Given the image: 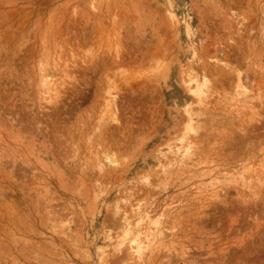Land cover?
<instances>
[{"label": "rangeland", "instance_id": "1", "mask_svg": "<svg viewBox=\"0 0 264 264\" xmlns=\"http://www.w3.org/2000/svg\"><path fill=\"white\" fill-rule=\"evenodd\" d=\"M202 70L227 100L238 74L250 92L205 112L185 91ZM111 83L120 123L100 138ZM189 146L181 178L152 186ZM108 153L120 166L103 176ZM223 155L264 168V0H0V264H264V185L212 200L200 177L198 158Z\"/></svg>", "mask_w": 264, "mask_h": 264}, {"label": "bare ground", "instance_id": "2", "mask_svg": "<svg viewBox=\"0 0 264 264\" xmlns=\"http://www.w3.org/2000/svg\"><path fill=\"white\" fill-rule=\"evenodd\" d=\"M39 76H41V75H39ZM40 78H41L40 83L42 84V88H44L45 91H46V93H45L46 98H43L44 99V102L46 104H48L49 106H51L50 104H52V106H53V104L55 103L56 100L59 101L58 98L60 97L59 95H60L61 92H59V89L57 87H54L53 84H51V82H49L46 78H44V77H40ZM221 82H222V80L219 77H217L214 73H210V72H207V71L202 70L201 71V74L198 73V75H196L193 78H191L189 80V82H188V85L185 86V91L187 93L186 99H188V100H190L192 102L194 101L197 104V106L200 107V108H202L201 110H203L205 112H206V110H209V111L210 110H214L216 112V111L223 110V108L225 107V105L227 103L235 102L236 99L237 98H240V97H246L247 94H249V92H250L245 87V84L243 82V79L238 74L236 76V81H235L234 88H233V96L231 97L230 100H227L225 98V96H227V95L225 93H222L220 91ZM115 86H116V84H115ZM115 86L112 83L109 84V85L107 84V88L105 89V93H104L105 95L103 96V99H102V105H101L100 113H99V116L97 117V119H98L97 122H96L97 124L95 125L96 126V130L94 132L95 133L94 136L98 135L101 138V136H104V134H105V131H106L105 128H106V125L107 124L109 125L110 123H112V125H113V123H114V124H117L118 125L120 123L119 122V119H118L119 116H117V109H116V101H117V95L119 93V90ZM62 97H63V95H62ZM55 104H57V103H55ZM55 104H54V106H55ZM260 104H262V103H260ZM188 105H189V103H188ZM188 105H187V102H186L185 107H184L185 108V113H186V118L185 119H186L187 125L190 126V123H191V120H192L191 118H192V114L193 113H192L191 108ZM187 108H189V109H187ZM250 110L252 111V110H254V108L251 107ZM254 112L255 111H253V113ZM253 117H257V116H255V114H254ZM117 129L119 130L118 127H117ZM124 129H125V127H124ZM124 129H122V130L124 131ZM107 133H109V132H107ZM239 133H240V131H239ZM122 134H124V133H122ZM193 134L194 133H192V131H191L188 134V136L186 137V142L189 143L190 145L192 144V142L194 140ZM186 135L187 134H185L184 136H186ZM95 138L97 139V137H95ZM118 143H120V142H118ZM166 145H167V143H166ZM184 148L185 149L182 148L183 150H180L179 149V150L173 151L171 157H167L166 160L162 162V164L160 165V167H157L156 168L157 169V172H155V169H154L153 171L156 173V174H154V177L156 178V180L154 182V179H155L154 178L153 181L150 182L149 180H151L153 177L151 175H149L152 178L150 177L151 179L149 178L147 180L148 183L149 184H151V183L153 184V182H154L155 184L152 185V186H155V187L159 188L158 190H160V188L161 189H165L167 186H169L168 184L169 183L171 184V182H173L172 181V178H173V180H174V178H175V180H176V178L178 180V177L180 175L182 176L183 174L178 171V167L177 166L180 163L179 165H182V167H184L183 165L188 160V156H184V155H190V152H187V150L189 151V148H191V146L187 147L188 149L186 147H184ZM229 148L230 147H228V149ZM216 149H217V147H216ZM234 151H235V149H234ZM211 152H212V150H211ZM181 153H183V154L181 155ZM219 153H220L219 156H221V153H222L221 150H220ZM111 155L110 154L108 156L107 155H104L103 157H105V158H102V160L100 158V162H101L100 165H99V163L98 164H94V165H99L98 166V169L99 170H97L98 171V174H100V173L103 174L106 171L107 168L108 169L111 168L112 170L115 171V169H117L120 166L119 161L117 162L118 159L116 160L114 158L115 155L114 154H113L114 156H111ZM247 157L246 158H243L242 156L236 157L235 155H232V157H230V155L227 156V157H225L223 155V157H220V158L219 157H216V158H211V159H207V160H205V158L204 159L200 158V160H199V158H198L197 166L199 168L200 167H203L202 170H201L203 172L201 173L202 175H200V177H202V178H205V177H208V178L213 177L212 180L207 181V186L210 187L209 190L212 189V191H215V192H212L211 193L209 199H212V200L215 199V200H217L216 198L219 197L218 196V190H219V188H218L219 186L218 185L219 184H224L225 185V183H230V184L232 183V184H235V185H243L248 190H252L253 188L254 189L256 188L258 190L259 188H261L264 185V179L261 176V175L264 174V168H263V166L262 167L259 166L260 167V170L259 171H255V170L251 169L250 168V159H249V157L248 158ZM98 161H99V159L97 160V162ZM196 162H197V160H196ZM95 163H96V161H95ZM194 163H195V161H194ZM261 165H262V162H261ZM187 167H189V166H187ZM195 168H197V167H195ZM182 170L185 171L187 169H184L183 168ZM182 170H181V172H182ZM153 171L151 173H153ZM176 171H178L180 173V175L177 176V177H176V174H175ZM248 171H250L249 174L246 173ZM107 173H109V172H107ZM105 174L106 173H104L103 176ZM174 175H175V177H173ZM190 175H188V176H190ZM192 176H194V175H192ZM146 178H148V177H146ZM179 178H181V177H179ZM187 181H188V179H187ZM183 183H184V181H183ZM183 183H182V185H183ZM180 185L181 184H179V186ZM147 186H148V184H147ZM149 186H151V185H149ZM177 186L178 185H176V188H177ZM225 188L223 190H225ZM152 189L153 188H151L150 191ZM221 189H220V191L222 192ZM148 191H149V189H148ZM40 194L41 193H39V195L38 194L37 195L40 197ZM150 194H154V193H151L150 192ZM254 195L257 196L256 193ZM138 209H139V207L137 208V210H135V211H137V212H135V219L139 223H141L142 221H145V220L147 221V219H148V220H150L149 224H153L154 226H160V227L164 226V225H162L160 223L159 216L158 217L157 216H153V214H150V213H149V215H145L146 213H143L144 210H141L142 212H139ZM163 223L165 224V222H163ZM163 231H164V228H163ZM130 246H132V247H130V249L134 250L136 253L140 251V242H138L137 239L131 240V245Z\"/></svg>", "mask_w": 264, "mask_h": 264}]
</instances>
